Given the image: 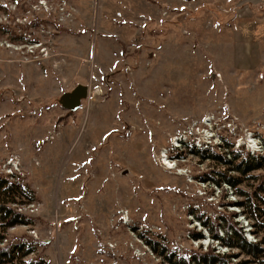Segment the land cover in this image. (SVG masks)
Returning <instances> with one entry per match:
<instances>
[{
  "label": "rangeland",
  "instance_id": "obj_1",
  "mask_svg": "<svg viewBox=\"0 0 264 264\" xmlns=\"http://www.w3.org/2000/svg\"><path fill=\"white\" fill-rule=\"evenodd\" d=\"M226 142L264 155V0H0V165L18 154L35 192L34 222L0 244L33 238L47 264L240 262L194 214L260 238L233 188L202 179L226 166L192 151Z\"/></svg>",
  "mask_w": 264,
  "mask_h": 264
},
{
  "label": "trees",
  "instance_id": "obj_2",
  "mask_svg": "<svg viewBox=\"0 0 264 264\" xmlns=\"http://www.w3.org/2000/svg\"><path fill=\"white\" fill-rule=\"evenodd\" d=\"M223 147L227 149L228 155L211 147L192 150L226 166L225 169L213 170L218 176L206 173L202 179L211 180L216 186L226 183L233 188V192L241 197L235 203L241 207L243 215L250 219L252 233L259 235L260 238L256 240L247 238L242 226H238L237 221L226 215L221 218L226 225L223 226L224 233L219 235L217 229L221 226L217 219L211 221L208 216L204 218L194 213L214 239L219 240L224 246L239 249L247 257L240 262H234L231 252L215 251L214 247L193 250L188 254L170 250L166 258L172 264H264V172L260 174L251 172L254 169L264 168V155L250 154L243 147L238 149L227 142ZM243 183L248 184L249 188H243L241 186ZM33 200H35V192L27 182L20 178L11 180L3 174L0 175V243L6 239V231L9 227L34 222L33 216L18 211L12 203L19 204ZM192 235L199 237V233L194 231ZM147 242L155 251L164 252L163 242L161 248H157L152 239H148ZM37 246L38 241L33 238L28 241L18 238L7 240L0 244V264H47L40 253L26 257L30 252H35Z\"/></svg>",
  "mask_w": 264,
  "mask_h": 264
},
{
  "label": "built area",
  "instance_id": "obj_3",
  "mask_svg": "<svg viewBox=\"0 0 264 264\" xmlns=\"http://www.w3.org/2000/svg\"><path fill=\"white\" fill-rule=\"evenodd\" d=\"M1 174L7 176L11 180H16L19 177V175H24L18 154L9 155L1 161L0 175ZM33 204H34V200L29 202H24L21 204H16V209L20 212L26 213L25 210L27 209L25 208V205L30 207V205Z\"/></svg>",
  "mask_w": 264,
  "mask_h": 264
},
{
  "label": "water",
  "instance_id": "obj_4",
  "mask_svg": "<svg viewBox=\"0 0 264 264\" xmlns=\"http://www.w3.org/2000/svg\"><path fill=\"white\" fill-rule=\"evenodd\" d=\"M88 85L76 84L72 89L64 91L58 98V102L66 109L74 111L79 108L81 100L87 97Z\"/></svg>",
  "mask_w": 264,
  "mask_h": 264
}]
</instances>
